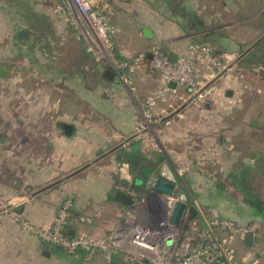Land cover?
Masks as SVG:
<instances>
[{
  "label": "crops",
  "instance_id": "obj_1",
  "mask_svg": "<svg viewBox=\"0 0 264 264\" xmlns=\"http://www.w3.org/2000/svg\"><path fill=\"white\" fill-rule=\"evenodd\" d=\"M52 1L0 0V7L4 4L9 12L12 11L10 19L13 39L8 42V48L17 46L26 49L27 54H31L33 47L37 45L32 40L35 32L41 35L42 31L48 29L47 26H43L44 24L40 19L36 18V15L46 16L48 21L53 20L56 13L50 11ZM170 1L157 0V7L153 3L151 5L147 3V5L145 4L147 11H144L142 15V11L141 13L139 11L141 9L139 3H121V0H93L97 7H101L108 14L128 16L126 24L129 27L123 25L121 29H117L123 30V35L121 37L118 34L114 39L116 47L124 57L123 59H126L125 56L129 55L130 51L137 49L143 52L145 48L150 46V42L158 40L166 45L164 53L168 54L170 59L174 57L173 64H177L183 51L192 40L200 41L198 38H201V41L215 44L218 49L214 55L215 57L218 56L217 58L223 64L226 61L227 68L224 69V67V70L214 76L215 78L212 77V80L206 85L208 87L201 94L199 92L204 87L193 92L176 84L174 89H177V93L174 96L177 98L168 107L161 106L162 108L159 110L161 118L154 125L155 138L160 144L169 145V154L175 155L176 164L180 160L184 161L187 167L188 165L192 167V171L190 170L185 174V182L189 188L197 193L202 207L206 209L215 208L224 215L222 210L225 208H222V202L225 204V201H228L227 197L230 198L229 195L226 196V188L229 187L240 193L249 211L246 212L247 220L239 219L238 214L236 216L225 215V217L239 225L244 222L259 220L264 223V106L261 105L262 110H260L261 114L259 113L258 117L252 115L255 111L254 106H249L245 111L242 110L243 106H241L238 93L240 90L238 87L241 85L239 73L235 72L241 70L239 69L241 62L257 59V57L252 58L253 53L262 41L236 62L264 35V21L260 20L264 17V9L255 13L253 10L256 11L258 7L241 8L236 5V7H229L227 10L228 5L225 3L223 5L224 10L227 11L226 14L223 13L222 15L225 20L220 17L223 22H220L219 25L207 26L204 18L195 13H187L182 10L183 8L181 12H178V9L171 7ZM249 1L251 2V0ZM135 14H138L139 18L130 19ZM60 18L63 20L60 23V31L64 36L71 35L72 38L69 40L72 44L62 43L60 44L62 47L59 49L60 55L48 54L41 59L44 63L53 64L58 58V64L61 68L59 67L60 69L58 68L59 70L53 73L56 76L53 80H58V82L45 87L47 93L45 100L32 103L26 108L28 111L26 122L23 118L19 119V126L22 129L25 127L26 130L23 131L29 135L31 142H42L43 146L45 144L48 149L53 148L51 152H54L56 148L57 154H47L42 157L44 162L52 163L50 168L41 171L28 168L25 169L23 176L20 172H12L15 179L8 176V183L1 180V176L6 175L5 172H0L1 191L5 194H10L11 191H20L21 198L28 196L18 201V198H14L18 194L11 193L13 196H11V201L7 203L5 209L0 210V264H101V256L87 262L83 251L69 255L62 249L41 241L23 231L16 221V217H23L37 226L47 227L53 222L60 206L73 198L74 207L68 218V234L70 236L84 234L91 237H104L116 227L125 210L136 201L128 196L126 189L131 188L139 196L145 190L148 180L165 178L158 175L159 167L157 164L161 161L159 157H157V161H150L148 164L145 163L146 159L141 155L134 161L132 160L130 165L132 167V180L130 182L123 180L122 177L119 178L114 167L110 165V162L118 164V159L126 154H144L139 148L141 144L139 140L134 141L132 139L124 146L117 148L131 136L139 135V133L134 134V132L137 121L143 118L142 108L135 100H130L129 97L133 98L131 94L123 90L120 94L123 96L121 105L124 106L122 109L125 112L122 114V118L113 124L118 127V129L115 127L114 132L119 134L118 137L122 141L126 137L128 138L118 146L110 148L104 157L101 156L103 150L98 147H94L95 154L91 156L87 154L88 158L84 157V154H76V148H81L79 145L81 138H87L82 136L75 121L72 122L67 119L66 102H68L67 105L73 104V111L80 109L81 78L87 77L90 80L86 85H89L88 88L91 91H96L100 84L104 85L105 93L119 91V81L106 79L105 70H94L90 64L94 60L90 55L87 56L84 44L77 36L79 34L76 29L73 27L72 31H68L66 34V29L63 28L64 23H62L66 20L64 21V17L60 16ZM148 21L150 25H145ZM256 23L261 24L257 25ZM50 24L53 25L54 23L49 21L47 25ZM21 29L30 31V35L24 41L16 37ZM144 29L151 30L152 38L143 36ZM43 42L40 46H47L48 52H52L53 44L49 41ZM129 46L132 47L131 50ZM29 50L31 51L28 52ZM232 56L235 59L233 62L230 61ZM25 58L28 57L25 55ZM11 59H14L13 50L0 52V62H9ZM33 59L34 57H31V61ZM87 61L90 62L87 64L88 66L85 64ZM150 61L151 54L147 53L146 62L150 63ZM0 67L4 69L0 80H7V70L2 65ZM197 67L200 70L198 75L206 72L204 64L199 63ZM256 67L257 65L252 66L249 73L255 71ZM86 68L91 69L87 70ZM234 68L235 70H233ZM146 73L142 76L138 75L139 77L135 80L137 95L141 99L147 97L154 88L156 89L165 83V79L159 72L157 75L150 71ZM33 74L36 75L35 71ZM31 77L36 79L34 75ZM66 94H69L67 99ZM178 94H181V97ZM75 117H77L76 114ZM38 122L41 124L38 125ZM63 125H70L73 128L71 135L65 133L62 128ZM1 126L2 120L0 119V128ZM164 127L168 130V134H166L165 129L166 135L162 136L160 133L164 132ZM37 128L40 129V135L37 134ZM3 141L4 136L0 135V143H4ZM67 148L73 149L74 154L67 152ZM112 150L114 151L110 152ZM207 154H225L234 159L231 167L223 168L220 171L224 177V182L221 187L218 185L215 187L216 189L214 188L216 194H214L213 199H208L205 196L207 189H209L208 180L200 177L202 174H200L199 166L203 161L210 159ZM238 154H253V157L249 161L245 159L237 161ZM102 157H110V159L107 158V166L98 169L99 167L95 166V163L103 159ZM53 162L56 165H53ZM136 164L137 167L138 165L144 167L142 172L134 170ZM97 170H101V175ZM37 179H41V181L35 183ZM253 182L262 184V187L254 186ZM30 183L31 185H29ZM17 184L22 185L21 188H18ZM24 188L29 193H26ZM219 197L222 198L219 199ZM230 205L232 204L228 201V209L231 208ZM236 205L241 211L240 205H243ZM257 212H260L261 215L259 216ZM86 217L92 218L91 224L81 221L82 218Z\"/></svg>",
  "mask_w": 264,
  "mask_h": 264
},
{
  "label": "rangeland",
  "instance_id": "obj_2",
  "mask_svg": "<svg viewBox=\"0 0 264 264\" xmlns=\"http://www.w3.org/2000/svg\"><path fill=\"white\" fill-rule=\"evenodd\" d=\"M175 3L179 2V5L183 7L184 10H186L187 13H195L198 14L201 18H204L206 25L209 26H217L220 24V22H223L220 20V17L222 20H225V17H223V13L226 14V11L229 10V7L233 8L236 7V5L240 6L241 8H257L255 13L260 12L264 9V0H172ZM155 2V3H154ZM58 3V5H57ZM60 0H53L50 4V11H55L54 19L49 20L50 23H54L53 25H47L49 21L47 20L46 16H38L36 15L37 19H40L41 22L44 24L43 26H47L48 29H45L47 31H42L41 35L35 32V35L32 37L37 44L35 47H33V51L31 54H27L26 49H21L19 47L15 48H8V42L13 39V29H12V22H11V14L12 11L9 12L8 8L4 7V4L0 7V52H11L13 50L14 59L9 60V62H0L3 67H5V70H7L6 79L7 80H0V119L2 120V126L0 128V135L4 136V143H0V156L2 157L0 159V172H5L6 175L1 176V180L5 182H9V178H14L12 175V172H20L22 176L24 175L25 169L32 168L41 171L45 168H50L52 166V163L50 164L49 161L44 162L42 159L43 156H46L47 154H57L56 153V146L54 147V152H51L53 148H49L42 142H31L29 139V135L26 134L24 131L26 130L25 127L22 129L19 126V119L23 118L28 119L26 108L32 104L39 102L40 100H45L47 98V93L45 91V87H49L52 84H56L58 80H53V78H56V76L53 74L54 72H57L61 67L58 64V58L57 61L53 64L44 63L41 61L42 57H45V55L48 54H57L60 55L59 49L62 47L60 44H66L71 45V35H63L61 30V17H64V27L66 29V34L68 31H72L73 25L66 19V17L61 13L57 11V7L59 6ZM121 3H139L141 9H139L140 13L142 11V15L144 11H147V3L151 5L153 3L157 7V0H121ZM227 4V10H224V4ZM255 3V5H253ZM258 3V5H257ZM146 4V5H145ZM237 6V7H238ZM97 10L99 12L103 13V19H104V25L107 27V35L110 42V48H108L105 52L95 53L94 51H89L88 46L81 37V35H77L80 39V41L84 44V47L86 49L87 56H91L93 63H90L87 61L85 64L90 63L91 66L96 71H112L115 76L117 77L119 83L118 88L119 91L117 92H108L105 93V87L104 85H99L96 91H91L88 87L89 85H86L90 82V80L86 78H81V106L78 111H73L72 105H67L68 102H66V117L70 121H75L77 126L79 127L80 133L82 136H86L87 139L81 138V142L79 143L80 147L76 148V154H84V157L88 158L89 156L87 154H95L94 147H98L103 150V153L101 156H105L104 154L110 150V148H113L115 146H118L122 142H124L126 139H120L118 137L119 134L114 132L115 127L118 129L116 125L113 123L117 122V120H120L122 118V114H124L125 111H123V107L121 105V98L123 97L120 92L121 90L125 91L126 93L131 94L130 100H135L137 104L142 108L143 115L146 111V100L151 96L154 92L157 91V89L161 88V86L154 88L152 92L145 97L144 99H141L137 94V86L135 83V80L139 77L138 75L142 76L147 74V71H150L154 75H157V69L152 68L151 61L146 62L147 53H150L152 55L153 52H157V50L165 57H169L168 54L164 53L166 51V45L163 43H160V41L155 40V42H150L149 47L145 48V51H138L137 49L130 51L129 55H126L125 58L121 55L119 52V49L116 47L115 44V36L119 34V36L122 37L123 30H117L121 29L123 25L126 27H129V25L126 24V18L128 16L123 14H117V15H111L105 12L101 9V7H97ZM230 8V10H231ZM55 9V10H54ZM138 17V14L133 15L130 19L134 20ZM139 18V17H138ZM137 18V19H138ZM232 18V16H231ZM209 20V21H207ZM230 20V17H229ZM232 20V19H231ZM261 21H264V17L260 18ZM137 21V20H136ZM135 22V21H134ZM135 24V23H134ZM150 25V22H146L145 25ZM249 24V23H247ZM261 24V23H256ZM60 25V28H59ZM133 27V26H132ZM71 28V29H70ZM52 30V31H51ZM64 30V29H62ZM117 30V31H116ZM85 31H88L85 29ZM117 32V33H116ZM139 33V32H138ZM197 38V37H196ZM70 39V40H69ZM200 41L194 39L195 41H191L190 44L185 48V51H183L181 57L186 53L187 49L191 48L195 44H204L208 47H210L213 50V53L217 51V47L213 43H207L205 41ZM160 40V39H159ZM45 42H51L52 45V52H48V47L40 46L42 43ZM158 41V42H157ZM47 45V44H46ZM130 45V44H129ZM54 46V48H53ZM135 46V45H132ZM12 49V50H11ZM129 49L131 50L132 47L129 46ZM29 50L28 52H30ZM105 53V54H104ZM26 57L28 58H25ZM33 61H31V57ZM144 55L143 59H141L139 56ZM218 57V56H217ZM217 57L216 60L221 62ZM256 60L252 61H245L241 62V65L239 66V69L235 71L236 73H239V81H240V90L239 98L241 101L242 110L245 111V109L249 108V106H254L255 111L252 115L253 117H258L260 110H262V106H264V41H262L261 44H259L253 53L252 58H256ZM139 59V61H137ZM233 56L230 58V61L233 62ZM222 63V62H221ZM121 64H124L125 66L119 67ZM260 64V65H259ZM96 65V66H95ZM205 65V64H204ZM227 62L225 61L224 64L222 63V67L224 69L227 68ZM257 65L255 71L252 73H249V70ZM60 67V68H59ZM241 67V68H240ZM7 68V69H6ZM59 68V69H58ZM163 67H161L162 69ZM206 72L211 71V68H208L205 65ZM87 70L91 68H86ZM222 69V70H224ZM160 70V69H159ZM235 70V68L233 69ZM35 71L36 75L33 74ZM161 76L164 78V72L161 73ZM200 70L198 67H196L194 71V76L192 77V81L194 82V85L185 86L189 90L196 92L198 89H201L202 87H205L212 79L203 78V74H199ZM210 73V72H209ZM36 79H34L33 75ZM33 78V79H32ZM215 78V77H214ZM165 79V78H164ZM197 82H201V84L197 85ZM84 86V87H83ZM182 92V91H181ZM66 99L69 97V94H66ZM128 96V95H127ZM179 97H181V94H178ZM71 97H73L71 95ZM94 98V99H93ZM176 96H170L166 95L163 99H158L155 102V105L153 107L152 118H148L145 116V118L140 119V121H137V126L135 128L134 134L139 133L137 130L138 125L142 122H144V129L140 131L139 135L134 138V141L139 140L141 142L139 148L141 152L144 154H140L144 159H146L145 163L148 164L150 161H157V157L161 158V161L159 164H157V167H159V174L161 176H164L166 178L172 179L175 182L176 185V195L183 194L190 207H193L197 211L199 209L202 212H208L209 209H206L201 206L200 200L197 196V193L189 188V185L185 182V174L187 172L192 171V167L184 163V161H178V163H175L174 160V154H169V145H163L157 142V138H155V127L154 125L156 122L161 118L159 116V110L162 107H168L169 104L172 103L173 100H175ZM162 106V107H161ZM58 112V111H56ZM55 112V113H56ZM79 118L75 117L74 115ZM261 114V113H260ZM252 117V118H253ZM264 117V116H263ZM57 120V119H56ZM55 120V121H56ZM4 122V123H3ZM26 122V120H25ZM38 125L41 123L38 122ZM165 127L164 132L160 133V135L164 136L168 134V130L166 129L165 134ZM24 130V131H23ZM37 131L40 135V129L37 128ZM159 134V133H158ZM113 136V137H112ZM116 136V137H114ZM40 137V136H39ZM158 137V136H157ZM40 139V138H39ZM126 144V143H125ZM123 144V146L125 145ZM68 146V144H67ZM129 147V146H128ZM168 147V148H167ZM80 151V153H79ZM67 152L70 154H74V150L67 148ZM154 152H157V154H154ZM184 155V154H182ZM95 156V155H94ZM236 156V155H235ZM8 157V158H6ZM97 158V156H95ZM102 157V158H103ZM207 157H210L207 161H203L201 166H199L200 169V177L202 179L208 180V187L205 196L208 199H213L216 194L214 191H216L215 187L220 185L224 182V177L221 174V170L223 168H228L233 165L234 159L233 157L225 154H207ZM253 154H238V157H236V160H247L249 161L252 159ZM110 159V157H107ZM107 158H103L98 160L95 163V166L99 167L98 169H101L105 166H107ZM98 159V158H97ZM92 160V158H91ZM90 160V161H91ZM88 164V163H86ZM85 164V165H86ZM123 164L125 166H123ZM139 164V163H137ZM137 164L135 165L136 168L134 170H138L139 172H142L144 167L139 166L137 167ZM53 165H56L55 162H53ZM110 165L114 167L116 170V173L119 178H123L125 181H131L132 180V167L128 165L127 162H119L116 164V162H110ZM94 166V164H93ZM109 166V164H108ZM56 167V166H55ZM18 170V171H17ZM71 172H73L71 170ZM97 172L101 175V170H97ZM128 173V178L125 177L124 173ZM19 173V174H20ZM61 174V173H60ZM68 174V173H67ZM9 176V178H8ZM66 176V175H64ZM63 177V176H60ZM15 179V178H14ZM154 179V178H152ZM23 181V180H22ZM41 181V179H37L35 183H38ZM149 182V180L147 181ZM146 182V183H147ZM225 184V183H224ZM254 186L262 187V184L253 182ZM25 186V184H23ZM31 185V183L29 184ZM264 185V184H263ZM18 188H21L22 185L17 184ZM30 187V186H28ZM215 188V189H214ZM126 189V188H125ZM128 196L134 198L137 202V199L142 198L145 203H143L142 206V218L147 219L150 222H153L156 220V215L152 214V207L155 203V197L152 194L153 189L148 188V186H145V190L143 193H141L139 196L137 193H135L131 188L126 189ZM24 191L26 193H29L24 188ZM258 192H260L259 189H257ZM11 193L18 194V196H14V198L25 199L26 197L21 198V192L20 191H11L10 194H5V192L0 190V210L5 209L7 207V203L11 201ZM228 201L230 202L231 208L228 209V201L226 200L225 204L222 202V208H225L222 215L220 216L222 218H225V215H231L236 216L238 214L241 220H247V213L249 210L246 206V203H244V200L241 198V195L238 191H235L233 189H230L229 187L226 188V196ZM13 197V196H12ZM222 197H219L221 199ZM13 199V198H12ZM216 199V198H215ZM218 200V199H217ZM15 203V202H14ZM227 204V205H226ZM235 204H242L240 205L241 211L239 210L238 206ZM234 205V206H233ZM74 207V201L73 198L65 201L63 205L60 206L59 210L65 211L68 214V218L71 215L72 208ZM215 209V208H213ZM59 210L54 218V220L57 218V215L59 214ZM217 210V209H215ZM243 210V211H242ZM218 211V210H217ZM219 212V211H218ZM240 212L241 214H239ZM23 218V217H22ZM26 219V218H25ZM86 219L88 221H85V223H92V218L86 217L82 218ZM53 220V221H54ZM229 220V219H228ZM232 221V220H231ZM233 222V221H232ZM235 223V222H234ZM52 224V223H51ZM237 224V223H235ZM36 225V224H35ZM239 225V224H237ZM247 225H254L256 228V234L259 237L258 241L261 245H263L264 241V223L259 221L255 222H249V223H241L240 226H247ZM20 226V225H19ZM37 226V225H36ZM21 227V226H20ZM236 250V255L240 258L243 257H253L254 254L252 250L249 248L247 249L242 243L236 242V244L233 246Z\"/></svg>",
  "mask_w": 264,
  "mask_h": 264
},
{
  "label": "built area",
  "instance_id": "obj_3",
  "mask_svg": "<svg viewBox=\"0 0 264 264\" xmlns=\"http://www.w3.org/2000/svg\"><path fill=\"white\" fill-rule=\"evenodd\" d=\"M57 11L83 37L89 51L102 53L110 48L103 13L97 10L93 0H60ZM139 57L143 59L144 55ZM199 63L211 68L210 73L203 74L204 79L214 77L224 67L216 60L213 50L200 43L187 49L177 64H173L170 57L163 56L158 50L153 52L152 68L164 72L165 83L146 100L143 118H152L151 113L158 99L177 93V89L169 87L171 82L182 87L194 85L192 77ZM123 66L121 64L119 67ZM143 125L144 122L138 125L139 133L144 129ZM124 175L129 177L127 172ZM164 179L175 183L172 179ZM155 193L153 190L155 203L152 214L156 215L155 221L142 218L141 209L145 202L138 198L137 202L125 210L116 227L104 237L84 234L70 236L66 210H59L57 218L47 227L36 226L19 216L16 221L23 231L63 249L69 255L83 251L87 262L101 256V264H264V243L261 245L258 241L254 225H237L222 218L213 208L206 213L199 209L196 211L189 206L183 194L176 195V190L172 196L157 193L156 198ZM177 202L186 203L187 208L180 224L176 226L171 223V217ZM248 233H252L255 238L254 245L249 248L254 256L240 258L233 246L236 242L244 245V237ZM117 257L119 260H116Z\"/></svg>",
  "mask_w": 264,
  "mask_h": 264
},
{
  "label": "water",
  "instance_id": "obj_4",
  "mask_svg": "<svg viewBox=\"0 0 264 264\" xmlns=\"http://www.w3.org/2000/svg\"><path fill=\"white\" fill-rule=\"evenodd\" d=\"M30 35V31L27 30V29H21L18 33H17V38L21 41H24L28 38V36ZM143 36L145 38H152V32L151 30L149 29H144L143 30ZM264 40V35L259 39L257 40L246 52H244L242 54V56H240L236 62H238L244 55H246L247 52H249L250 50H252L256 45H258L261 41ZM171 61L174 62L175 61V58L172 57L171 58ZM4 72V69L2 67H0V76H2ZM105 78L108 79V80H116L118 81V79L116 78L115 74L108 70L105 72ZM169 87L170 88H175L176 87V83L175 82H171L169 84ZM208 86L204 87L202 90H200L199 94H201ZM65 131V133L67 135H71L72 131H73V128L70 126V125H63L62 127ZM135 136H131L130 138H128L123 144L131 141L132 139H134ZM123 144L119 145L117 148L123 146ZM116 149V148H115ZM114 149V150H115ZM114 150L110 151V152H113ZM109 152V153H110ZM104 155H107V154H104ZM148 188H151L153 189L156 193V198H157V193L159 194H165V195H168V196H172L175 192V188H176V185L175 183L173 182H170L164 178H159V179H152L148 182L147 184ZM187 208V204L184 203V202H177L175 204V207H174V211L172 213V217H171V223L174 224V225H179L182 218H183V215L185 213V210ZM254 241H255V238H254V235L252 233H248L246 234V236L244 237V245L247 247V248H251L253 245H254Z\"/></svg>",
  "mask_w": 264,
  "mask_h": 264
},
{
  "label": "trees",
  "instance_id": "obj_5",
  "mask_svg": "<svg viewBox=\"0 0 264 264\" xmlns=\"http://www.w3.org/2000/svg\"><path fill=\"white\" fill-rule=\"evenodd\" d=\"M169 4H171V7L174 8V9H178V12H181L182 10L183 11H186L184 9H182L183 7L179 5V2H174V1H170ZM182 9V10H181ZM177 12V11H176ZM140 154H126L124 156H121L119 159H118V162H127L128 165H131L132 164V160L134 161L137 157H139ZM194 214H196V211L194 210ZM257 214L260 216V212H257ZM263 219H264V212H263ZM59 248V247H58ZM61 249V248H60ZM63 250V249H62ZM64 251V250H63ZM65 252V251H64ZM116 260H119V257L116 258Z\"/></svg>",
  "mask_w": 264,
  "mask_h": 264
}]
</instances>
